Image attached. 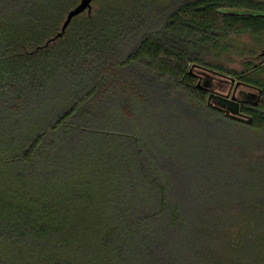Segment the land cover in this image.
<instances>
[{
  "label": "trees",
  "instance_id": "1",
  "mask_svg": "<svg viewBox=\"0 0 264 264\" xmlns=\"http://www.w3.org/2000/svg\"><path fill=\"white\" fill-rule=\"evenodd\" d=\"M94 1L57 37L79 0H0V264H263L227 198L255 189L228 135L264 133V68L231 63L264 1ZM203 69L260 88L250 123Z\"/></svg>",
  "mask_w": 264,
  "mask_h": 264
},
{
  "label": "rangeland",
  "instance_id": "2",
  "mask_svg": "<svg viewBox=\"0 0 264 264\" xmlns=\"http://www.w3.org/2000/svg\"><path fill=\"white\" fill-rule=\"evenodd\" d=\"M98 5L99 2L94 1L92 4V11L98 8ZM84 14H87V12ZM237 42L239 50L237 49V52L232 55L233 62L231 63V67L241 71L244 69L243 63L250 60L257 65H262L264 68V56L260 55L264 49V45L256 44L248 35L241 36ZM232 78H234L235 81L238 80L235 76L229 74H218L204 69L200 72V82L210 92L212 90L218 91L219 93L227 92L231 87ZM261 78L264 79V72ZM240 90L241 95L246 97L249 96L251 100L257 98L258 92L254 90L248 88L244 89V87L242 89L240 88ZM211 103L218 105V102L214 99L211 100ZM228 136L232 139L230 141L233 143V145L231 144V146H233V153L236 154L240 152V155L243 156L241 159L236 160L238 162L237 173L239 175L237 177L241 178L239 181L244 178L242 180L244 184L254 186L255 189L243 192V198H227V202L234 200L244 201L245 205H249L244 214L250 217V219L256 216L264 221V133L239 132L231 133ZM206 138L207 136H205V139ZM229 160H231V158ZM230 168H232V165H230ZM253 204L257 205L254 209L257 213L251 211Z\"/></svg>",
  "mask_w": 264,
  "mask_h": 264
},
{
  "label": "water",
  "instance_id": "3",
  "mask_svg": "<svg viewBox=\"0 0 264 264\" xmlns=\"http://www.w3.org/2000/svg\"><path fill=\"white\" fill-rule=\"evenodd\" d=\"M94 0H80L78 2V4H76L73 8H71L63 23H62V26H61V30L57 33V37H60V36H63L64 33L66 32L67 28L69 27V25L71 24L72 20L82 14V13H85L87 12L88 14H90L92 12V4H93ZM50 42V41H48ZM261 54H264V49L262 50ZM232 80H234V78H232ZM213 96H217L219 98H222L221 96H219L218 94H216L214 91H211L210 94H209V97H208V102L211 103V98ZM226 99V98H224ZM230 105L227 106V108L225 109V112L227 115H230L232 117H235V118H238V119H241V120H244V121H247V122H251L252 121V117L251 116H243V114L241 113L240 111V108H239V102H237L235 100V96H233L232 99H226Z\"/></svg>",
  "mask_w": 264,
  "mask_h": 264
},
{
  "label": "flooded vegetation",
  "instance_id": "4",
  "mask_svg": "<svg viewBox=\"0 0 264 264\" xmlns=\"http://www.w3.org/2000/svg\"><path fill=\"white\" fill-rule=\"evenodd\" d=\"M260 55L264 56V54H260ZM234 83H235V86H234ZM233 86H234V88H233ZM243 87H244V89L248 88V89H251V90L258 92L257 98L261 93L260 88L255 86V85L248 84V83H245V82L239 81V80H237V81L231 80V87L229 88V90L227 92H223V93L220 92L219 93L218 91H214L216 94H218L219 96L222 97V98H219L217 96L216 97L213 96L211 98V100L212 99L216 100L218 102V105H214L212 103H210V104L215 106L217 109L225 112V109L227 108V106L230 105V103L226 99H232L233 96H235V100L237 102H239V108H240V111L243 114V116H245V115L250 116L246 111H244V109H245L244 104H249V103L253 102V100H251L249 96L246 97V96L241 95L240 88L242 89ZM209 94H210V91H209ZM224 98H226V99H224ZM254 103H257V101H254Z\"/></svg>",
  "mask_w": 264,
  "mask_h": 264
}]
</instances>
